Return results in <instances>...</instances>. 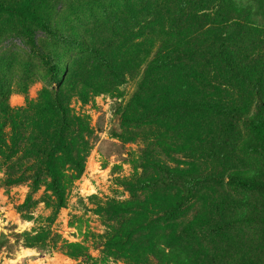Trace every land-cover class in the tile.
I'll return each instance as SVG.
<instances>
[{
  "label": "rangeland",
  "instance_id": "obj_1",
  "mask_svg": "<svg viewBox=\"0 0 264 264\" xmlns=\"http://www.w3.org/2000/svg\"><path fill=\"white\" fill-rule=\"evenodd\" d=\"M200 1L185 0L182 5L179 0H0L4 6L36 10L54 30L81 44L53 39L29 15L24 17L38 45L63 70L65 107L69 117L80 121L71 122L66 136L87 146L82 174L75 179L73 166L65 168L66 203L57 208L42 171L52 127L41 113L47 105L44 90L52 92L58 87L45 83V68L29 53L18 19L0 14V241H7L0 249V264H177L150 253L136 255L134 260L107 245L119 225L129 224L134 216L132 212L111 217L110 207L133 202L135 196L146 197L131 192L136 178L160 175L152 164L183 169L190 176H224L231 169L247 168L264 178V154L240 149L244 142L254 141L241 120L232 122L238 148L230 151L221 145L227 119L170 103L210 100L241 105L251 88L230 80L225 65L211 54L222 42L229 47L236 43L250 63L264 59V29L250 33L244 15L221 12V0ZM232 1L245 7L243 1ZM250 16L259 24L260 17ZM185 37L189 39L186 50L169 55L170 67L145 78L148 63ZM96 52L119 66L121 83L114 84ZM163 86L171 90L169 101L156 96L151 110L133 99L138 94L142 102L147 101ZM220 147L224 151L217 154ZM36 173L38 184L32 188ZM165 191L169 199L177 198L181 187H165ZM182 192L186 212L176 220L177 235L183 234L184 226L199 212L211 221L221 219L223 194L252 203L260 200L257 194L227 187L224 180ZM28 195L31 208L26 215L30 219H25L16 207ZM251 211L248 207L239 210L247 215ZM154 214L147 215L148 220L141 217V225L151 222L150 218L157 220L151 223L160 224L164 210L156 208ZM224 216L231 218L232 213ZM39 231L58 237L38 249L14 243L15 233ZM193 234L194 239L185 244L191 248L181 251L187 263L181 264H236L229 262L230 256L252 254L259 237L258 229L240 225L217 234L197 227ZM66 244L80 248L70 250ZM261 259L258 264H264V253Z\"/></svg>",
  "mask_w": 264,
  "mask_h": 264
},
{
  "label": "trees",
  "instance_id": "obj_2",
  "mask_svg": "<svg viewBox=\"0 0 264 264\" xmlns=\"http://www.w3.org/2000/svg\"><path fill=\"white\" fill-rule=\"evenodd\" d=\"M179 1L182 5H185V0ZM240 1L244 2L245 7L237 5L232 0H221V12L235 17H242L244 15L245 19L249 21L248 30L250 33L258 29H264L261 26V24H264V0ZM200 2L207 3L206 0H201ZM3 13L18 19L21 26L20 33L29 53L36 57L45 68V83L58 87L52 92L46 90L43 92V99L47 105L41 113V118L52 127V132L48 144L43 151L41 165L42 171L48 178L47 188L55 196L56 207L62 208L66 203L65 168L71 164L75 171L74 178H78L84 169L83 163L87 153V146L77 138L68 139L66 136L71 122L78 124L80 121L68 116V110L64 103V93L61 90L62 83L60 76L63 70L54 62L51 53L38 45L34 37V31L24 23V17L29 15L35 26L53 39L68 45L77 46L81 44L74 38L54 30L36 10H31L28 6L10 7L0 4V14ZM251 14L260 17L259 24L252 22ZM188 43L189 39L185 37L171 50H165V53H158L146 66L145 78L148 75L166 71L170 67L169 55L186 50ZM231 45L232 47H229L222 42L218 49L215 51L211 50V54H216L225 65L227 70L225 74L230 77V80H237L246 87L251 88V92L247 93L241 105L234 106L210 100H203L201 102L189 100L173 102V100H170V103L174 106H181L194 111L213 113L227 119L224 125V136L221 145L228 146L230 151L238 148L233 138L232 122L234 120H241L248 132L253 136L254 141L252 143L244 142L240 146V149L242 151L261 152L264 154V59L259 58L250 63L247 61V57H244L246 55H242L240 46L234 42ZM95 55L113 76L114 84L121 83L123 72L119 69V66L104 59L97 52ZM141 87L145 88L143 83ZM100 90H105V88ZM157 94H151V97L143 102L138 94H135L133 99L138 104L143 105L146 110H151L152 99L155 100L156 96L160 95L165 102H168L171 90L169 87L163 86L158 90ZM0 95L3 97L1 87ZM5 110L7 111L6 107ZM222 151H224V148L220 147L216 153L219 154ZM152 165L156 167L155 170L160 175L136 178L130 185L131 192H141L146 197L140 200L135 196L133 202L127 201L120 205L115 204L108 210L109 215L114 218L121 217L124 213H134L130 223L120 224L117 231L109 238L107 242L108 247L134 260L137 259L136 255L150 253L158 259H163L164 262L181 264L182 262L187 263L186 254L181 251L191 248L185 244L190 243L194 239V228L200 227L207 233L217 234L221 233L223 229L240 225L258 229L257 246L252 250V254L250 255L230 256L229 262L236 264H258V262L262 261L261 257L262 253H264V178L255 170L247 168L231 169L224 176L222 174L190 176L183 169H170L159 164ZM162 175L166 179L162 180ZM38 180L39 176L36 173L32 179V188L38 184ZM219 180H224L225 185L229 188L257 194L260 200L252 203L223 194L219 201V214L223 215L221 219L211 221L206 218L205 213L199 212L184 226L182 229L183 234L177 235L176 220L186 212L184 209L185 196L182 191L187 190L192 192L206 182ZM175 185L181 187V194H178L177 198L169 199V193L165 191V187ZM242 207L250 208L252 210L251 215L239 212ZM30 208V195L27 196L22 204L16 207L17 211L25 219H30V216L26 215V212ZM156 208L164 210V216L159 221L160 224L151 223L157 220L149 217L151 222L142 226L140 222L141 217L148 220L147 215L151 217L155 215L154 209ZM226 212L232 213V217L227 218L224 216ZM57 237L56 234L51 236L50 233L43 231L34 234L26 232L13 234L15 244H20L25 248L36 249L45 245L48 239L52 243L55 242ZM6 243L7 241L1 240L0 249ZM65 247L70 250H78L80 248L77 244H66Z\"/></svg>",
  "mask_w": 264,
  "mask_h": 264
}]
</instances>
